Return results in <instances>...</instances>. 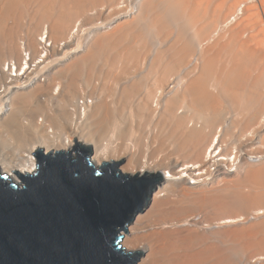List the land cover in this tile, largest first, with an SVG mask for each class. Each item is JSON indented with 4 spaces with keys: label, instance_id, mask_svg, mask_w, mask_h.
<instances>
[{
    "label": "bare ground",
    "instance_id": "bare-ground-1",
    "mask_svg": "<svg viewBox=\"0 0 264 264\" xmlns=\"http://www.w3.org/2000/svg\"><path fill=\"white\" fill-rule=\"evenodd\" d=\"M75 142L164 175L137 264H264V0H0V169Z\"/></svg>",
    "mask_w": 264,
    "mask_h": 264
},
{
    "label": "water",
    "instance_id": "water-1",
    "mask_svg": "<svg viewBox=\"0 0 264 264\" xmlns=\"http://www.w3.org/2000/svg\"><path fill=\"white\" fill-rule=\"evenodd\" d=\"M92 156L75 142L38 149L34 173L0 169V264H136L141 250L127 251L123 232L164 175H130L120 158L96 165Z\"/></svg>",
    "mask_w": 264,
    "mask_h": 264
},
{
    "label": "built area",
    "instance_id": "built-area-1",
    "mask_svg": "<svg viewBox=\"0 0 264 264\" xmlns=\"http://www.w3.org/2000/svg\"><path fill=\"white\" fill-rule=\"evenodd\" d=\"M235 156H237L236 155V153H234L232 156H231V159H230V161H226V164L227 165H224V164H222V168H223V170H225V171H229V172H235V171H237V169H238V167H239V162H235L234 163V161H233V159H235ZM236 159H238V158H236ZM251 161H252V163H258L259 161H260V159L259 158H251ZM217 168H219L217 165H213L212 166V170L211 171H204V173L203 174H201V176L202 177H205V178H207V177H211V174H215L217 171ZM216 171V172H215ZM211 173V174H210ZM261 215H263V213L261 214Z\"/></svg>",
    "mask_w": 264,
    "mask_h": 264
},
{
    "label": "rangeland",
    "instance_id": "rangeland-1",
    "mask_svg": "<svg viewBox=\"0 0 264 264\" xmlns=\"http://www.w3.org/2000/svg\"><path fill=\"white\" fill-rule=\"evenodd\" d=\"M196 30H197V29H196ZM69 44H73V43H69ZM229 121H230V120H229ZM227 124H228V123H227ZM236 133H237V132H236ZM243 141H244V140H243ZM246 141H247V140H246ZM246 141L242 142V143H243V144L241 143L242 145H240V144L238 143L239 145L237 146V147H240V150L243 152V154H245V152H250L251 150L253 151L252 143H253V144L256 143L255 138L252 139V141H250V140H248L247 142H246ZM226 144H227V143H226ZM254 146H256V145H254ZM222 148L224 149V146H223ZM243 149H245V150H243ZM250 149H251V150H250ZM254 149H255V148H254ZM255 150H256V149H255ZM255 150H254L253 152L256 153ZM244 151H245V152H244ZM248 157H249V156H246L247 161L249 160ZM250 160H251V159H250ZM251 162H252V161H251ZM238 168H239V167H238ZM222 169H223V168H222ZM218 170L221 171V168H220V169L217 168L216 171L219 172ZM216 171H215V172H216ZM238 171H239V170L237 169V171L232 172V173H233V174L236 173V172L238 173ZM226 172H227V173H226ZM226 172H225L224 170H222L220 173H223L224 175H226V174L229 173V171H226ZM220 173H218V174H220ZM229 174H231V172H230ZM229 174H228V175H229ZM250 188L252 189V191L255 189V188L253 189V187L250 186V185H248V186L246 185L245 188H243V190H246V189H247V191L249 190L248 192H250ZM245 192H246V191H245ZM123 233H124V232H123ZM141 258H142V257H140L139 259H141ZM138 262H139V260L136 262V264H137Z\"/></svg>",
    "mask_w": 264,
    "mask_h": 264
}]
</instances>
